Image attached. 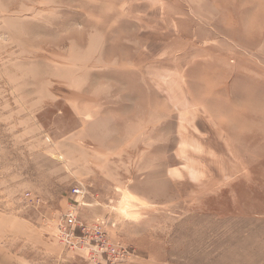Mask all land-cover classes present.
Masks as SVG:
<instances>
[{"label": "rangeland", "instance_id": "374dc122", "mask_svg": "<svg viewBox=\"0 0 264 264\" xmlns=\"http://www.w3.org/2000/svg\"><path fill=\"white\" fill-rule=\"evenodd\" d=\"M0 259L264 264V0H0Z\"/></svg>", "mask_w": 264, "mask_h": 264}, {"label": "crops", "instance_id": "0c3cea01", "mask_svg": "<svg viewBox=\"0 0 264 264\" xmlns=\"http://www.w3.org/2000/svg\"><path fill=\"white\" fill-rule=\"evenodd\" d=\"M1 260V259H0ZM1 262V261H0ZM8 263V262H7ZM7 263H4V264H7ZM2 264V263H1Z\"/></svg>", "mask_w": 264, "mask_h": 264}, {"label": "built area", "instance_id": "2783aa9c", "mask_svg": "<svg viewBox=\"0 0 264 264\" xmlns=\"http://www.w3.org/2000/svg\"><path fill=\"white\" fill-rule=\"evenodd\" d=\"M124 251H126V250H124Z\"/></svg>", "mask_w": 264, "mask_h": 264}]
</instances>
